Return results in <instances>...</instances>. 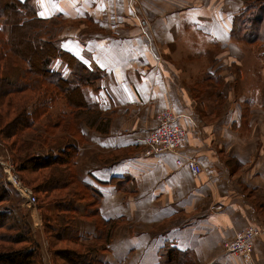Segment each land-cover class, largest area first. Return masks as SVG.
<instances>
[{
	"label": "crops",
	"instance_id": "1",
	"mask_svg": "<svg viewBox=\"0 0 264 264\" xmlns=\"http://www.w3.org/2000/svg\"><path fill=\"white\" fill-rule=\"evenodd\" d=\"M30 4L41 19L66 22L55 69L67 78L80 65L100 78L81 94L82 115L65 101V133L78 134L81 177L100 195V219L114 224L104 264H164L170 252L180 264H264V235L251 259L224 250L247 227L264 230V40L232 36L245 0ZM211 39L220 48L212 59ZM169 109L197 121L179 122L197 176L171 154L145 157L138 143ZM37 232L43 264H53ZM79 233L96 237V222H79Z\"/></svg>",
	"mask_w": 264,
	"mask_h": 264
},
{
	"label": "trees",
	"instance_id": "2",
	"mask_svg": "<svg viewBox=\"0 0 264 264\" xmlns=\"http://www.w3.org/2000/svg\"><path fill=\"white\" fill-rule=\"evenodd\" d=\"M30 2L0 0V19H3L0 22V134L5 139H16L11 146L17 158L14 160L15 168L38 201L40 195L44 197L38 203L42 219L45 217L44 211L57 212L55 218L58 230L46 226L43 220L44 230L52 234H49L51 241L81 247V251H52L53 264H104L102 252L107 250L114 224L100 219V195L84 183L76 164L79 143L74 137L77 133H65V109L55 111L58 99L66 101L69 107H75L77 112L84 111L81 94H84L87 87L95 88L100 78L80 65L67 78L64 72L54 68L57 59L65 61V53L61 43H55L54 32L48 24L60 18L51 21L39 18ZM249 4L250 0H245V7L232 30V36L252 43L264 40V29L261 30L264 4ZM28 23L36 27L29 28L30 31L25 33ZM61 31L62 28L58 30L59 33ZM46 36L49 38H44ZM32 44L37 46V59L33 55L30 59L26 57L27 51L24 50ZM18 61L28 62L30 69L24 73ZM35 62H40V67H35ZM29 91L31 96L24 95ZM6 103L9 104L8 108H4ZM11 111L15 114L9 120L7 115L12 116ZM77 112L76 115H82ZM5 120L8 123L6 125ZM70 127L73 128V124ZM60 128L62 132L58 134H64L66 140L73 139L75 142L68 150L65 146L61 147L65 142H60L62 139L47 144L50 136H54ZM45 148L51 152L41 153ZM72 153L75 154L74 160H71ZM81 187L91 189L94 193V210L88 211L83 205L78 190ZM7 188L10 187L0 182V204L10 200V190ZM13 215L16 213L11 211V207L0 209V242L25 246L20 249H0V264H43L41 246L34 237L32 225L21 222L22 219H16ZM46 220L50 223L49 218ZM86 220L96 222V237L80 235L79 222ZM9 231L15 233L10 234ZM178 258L181 259L179 253L170 252L164 264H180Z\"/></svg>",
	"mask_w": 264,
	"mask_h": 264
},
{
	"label": "built area",
	"instance_id": "3",
	"mask_svg": "<svg viewBox=\"0 0 264 264\" xmlns=\"http://www.w3.org/2000/svg\"><path fill=\"white\" fill-rule=\"evenodd\" d=\"M132 3V0H130ZM149 44V51L154 61L161 62V58L152 44L150 36L144 32ZM181 119L188 120L193 128L197 127V121L191 115H176L172 110L160 115L158 126L147 136L138 139V143L144 147V156L153 157L171 154L176 158L179 167H188L195 176L202 172V166L195 157L182 151L181 147L187 137V130L179 122ZM0 175L3 176L5 184L17 192L24 203L31 207L33 212H37L38 199L33 190L23 183L21 176L17 173L15 165L11 160H4L0 157ZM248 228L237 233L235 237L225 242L224 250L226 254L249 259L254 255L255 241L264 235L263 228L257 226Z\"/></svg>",
	"mask_w": 264,
	"mask_h": 264
},
{
	"label": "rangeland",
	"instance_id": "4",
	"mask_svg": "<svg viewBox=\"0 0 264 264\" xmlns=\"http://www.w3.org/2000/svg\"><path fill=\"white\" fill-rule=\"evenodd\" d=\"M254 2H256V4ZM258 4L259 5L260 4H264V0H260V1L259 0H250V4L248 6L258 5ZM248 6L246 8H248ZM2 21H3V19H0V22H2ZM30 23L26 24L27 26H26L25 30H27V31H24L25 33L28 32V31H30L29 28L32 29L33 27L34 28L36 27L35 24H30ZM65 23H66L65 20L60 19V20H58V21H56L54 23H49L48 24V25H50V28H52V30L54 32L55 43H57V44L61 43L62 40H63V37L65 36ZM46 25L47 24H45V26ZM61 28H62V31H61V33H59L58 30H61ZM142 29H144V28H142ZM56 30H57L58 35L55 36ZM24 32L22 31V33H24ZM146 33L148 34V32H146ZM44 38H47L48 39L49 37L46 36ZM213 41H214L213 39L210 40L209 44L211 45V47L208 50V53L210 54V58L211 59L214 57L215 52L220 51V48L218 46H216V44ZM24 45H27V43L24 44ZM28 46L30 48L24 50L25 52L27 51L26 57H28V59H30L32 57V55H33V57L35 59H37V57H36L37 46L34 45V44L28 45ZM155 51H157V53L159 54V56L161 58V61H162L161 54L158 52V50L155 49ZM18 63L22 66V69H23V72L24 73L27 72V70L30 69V64H28V62L27 63H23L21 61H18ZM39 63L40 62H35L34 63L35 64V67H37V68L40 67V64ZM56 70L59 71V72L62 71L61 69H56ZM26 75H28V73ZM28 76H30V75H28ZM24 95L31 96V93L29 91V92H27ZM6 105H7V103H6ZM55 106L57 107V109L55 111L60 110V109H65V102L64 101H61L60 99H58V101L55 104ZM6 107L8 108L9 107V104L7 106H5L4 108H6ZM12 107H13V105H12ZM9 109L12 110L11 108H9ZM11 112H12V116L10 114L7 115L8 117H10L9 120H11L14 117V114H15L14 111H11ZM77 113H83V111L80 110V112H77ZM243 116H244V113H243ZM69 120H71V119H69ZM40 123H42V122L40 121ZM6 124H8V123L5 120V125ZM65 125H67V122L65 123ZM59 132H62V128H60L57 131H55V135L54 136H50L49 142H47V144L53 143L55 140L56 141H59V140L62 139L60 142H64V141L65 142L62 143L61 147H64L65 146V149L66 150L72 148L74 146L73 144L75 143L73 141V139H70L69 138L70 140H66L65 139V135L64 134H58ZM76 137H78V134H75V137L74 138H76ZM15 140H16L15 138L5 139L3 137V135L0 134V157H2L4 160H11L13 164H14V160H17V158L14 157L15 153L12 151V148H11V146L15 142ZM48 150H49V148H45L43 150V152H41V153H46L47 154L48 152H51V151H48ZM74 156H75V154L72 153V159L71 160H74ZM0 182H3L5 184L2 175H0ZM8 190H10L9 191V193H10V200H9L8 203L0 204V209L7 208V206L8 207H11V211H13L14 214L16 213V215H13L14 218L19 219V220L22 219L21 222H27L29 224V226L31 224L32 227H33V232H37L38 231L37 233L39 234V227H42L43 228V238H44V241H45V248L46 249H48L49 251H51V253H52V251H62V250H66V251L67 250H71V251H73V250H75V251H81V247H79V246L74 247L72 244H68V243H65V242H60L59 243V242H56V241H51V239H50L49 236L52 235V234H50L49 231H47L48 233H46V231L44 230L43 220H45L46 226H51V228H53V230H58V227L59 226L56 223V218H55V215L57 214V212H54V213L48 212L47 213L46 211H44L43 212L44 213L43 216L45 215V217H44V219H42V216L37 213L38 212V206H37V212L36 211L33 212V210H32L31 207L29 208V207H27L25 205L23 199L17 194L16 191H14L11 188H9ZM78 190H79V193H80V196H81V200L83 201V205L86 207V209L88 211L94 210L95 209V207H94V199H95V196H94V193L92 192V190L91 189H88L87 190V189H84L82 187L79 188ZM43 200H44V197L42 195H40L39 196V201L42 202ZM48 218H49L48 221H50V223H48L47 220H46ZM38 223H39L40 226H38ZM47 224H49V225H47ZM257 227H259V226H257ZM259 228L262 229L261 227H259ZM9 232H10V234L15 233V231L14 232L13 231L12 232L9 231ZM46 240H48L49 243H47ZM24 246L25 245H23V244H21V245H9V244H6V243L5 244H2L0 242V249L1 250L2 249L6 250V249H10V248L20 249V248H23ZM53 247H54V249H53ZM251 258H252V256L250 257V259ZM58 259H60V258H58ZM55 263H56V260H55Z\"/></svg>",
	"mask_w": 264,
	"mask_h": 264
}]
</instances>
